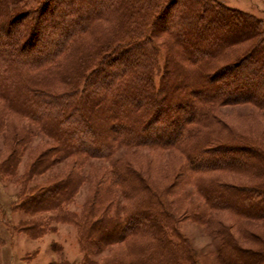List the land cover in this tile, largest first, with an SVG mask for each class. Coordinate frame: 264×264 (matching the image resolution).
<instances>
[{"label":"trees","instance_id":"trees-1","mask_svg":"<svg viewBox=\"0 0 264 264\" xmlns=\"http://www.w3.org/2000/svg\"><path fill=\"white\" fill-rule=\"evenodd\" d=\"M236 105L264 116V18L217 0H0V133L14 145L0 177L14 174L37 134L53 145L27 177L72 163L29 188L19 208L33 239L52 221L74 226L80 264H197L169 202L185 186L201 199L192 220L206 224L209 212L227 207L264 219V141L218 115ZM12 117L24 124L15 121L20 129L9 135ZM121 150L175 152L182 162L156 185ZM94 160L108 165L76 214L66 205ZM216 172L248 175L253 184L220 182L210 176ZM217 235V263L261 261L229 231ZM106 249L111 254L99 259Z\"/></svg>","mask_w":264,"mask_h":264},{"label":"rangeland","instance_id":"rangeland-1","mask_svg":"<svg viewBox=\"0 0 264 264\" xmlns=\"http://www.w3.org/2000/svg\"><path fill=\"white\" fill-rule=\"evenodd\" d=\"M217 1L228 7L264 18V0ZM101 28L107 27L101 24ZM10 33L12 36L17 33V25ZM2 35L1 41H5L3 40L5 34L2 33ZM96 35L97 33H94L90 39L95 41L99 34ZM159 39L157 43L160 45V53L163 55L165 48L162 36ZM155 82H158V77L155 78ZM218 115L222 122L227 125V128L234 130V132L237 131L247 137L260 138L264 141V116L255 107L250 105L224 106L219 110ZM15 121L19 122L12 117L9 121L10 127L6 126V131L9 128V135L13 134V127H16L17 130L20 129V125ZM19 123L24 124L23 121ZM31 128L35 129V127ZM222 131L226 133V129ZM12 143L13 141L10 138L5 144L4 133H0V162L12 150L14 146ZM52 145L51 141L37 134L27 144L24 152L20 154L14 174L0 177V264H50L63 261H67L68 264H80L82 254L79 251L77 231L74 226L54 221L49 222L48 230L38 239H33L23 232V226L27 223L29 217L20 210L19 202L29 192V188L36 189V186L47 185L73 168L72 163L63 162L55 164L46 174L38 176H32L31 174V179L27 177V169L31 163ZM122 154L124 155L126 152L121 150L119 155L122 156ZM126 158L137 169L148 175L156 185L167 183L168 177L177 173L179 164L182 162L181 157L175 152H153L148 150H140L136 154L127 153ZM107 165L97 160L84 164L81 173L87 177V180L78 188L72 202L66 205L67 210L76 214L81 212L88 193L103 176V170ZM210 176L215 179L220 178L217 179L220 182L237 186L253 184L248 175L233 177L227 173L216 172ZM205 177H207V174ZM206 179L209 180L210 178ZM193 189H195L193 186L192 188L185 186L182 190H178V193L170 194L169 202L179 219L178 230L189 241V247L196 263L219 264L214 255L221 245L217 233L221 231L226 234L229 231L239 240L242 247L260 252L261 261L255 262V264H264V219L247 220L227 207L219 211L209 212L206 216V224L205 219L200 217V219L192 220L189 214L194 209L197 210V206L201 202ZM47 215L49 216L51 213ZM242 234L248 237L243 238L241 237ZM109 254H111L110 251L106 249L98 258H103Z\"/></svg>","mask_w":264,"mask_h":264}]
</instances>
